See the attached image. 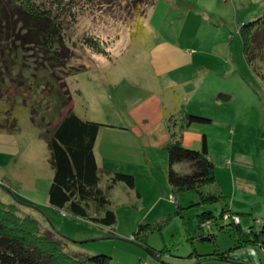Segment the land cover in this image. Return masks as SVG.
Listing matches in <instances>:
<instances>
[{"label": "rangeland", "instance_id": "rangeland-1", "mask_svg": "<svg viewBox=\"0 0 264 264\" xmlns=\"http://www.w3.org/2000/svg\"><path fill=\"white\" fill-rule=\"evenodd\" d=\"M156 1V5L140 6L134 5L131 0H124L80 15L74 26L63 34L72 54L68 62L70 69H63L60 76L52 79H56L58 84L57 79L64 74L72 109L83 119L130 127L132 119L128 111L135 105L148 103L156 97L164 106L176 96L181 98L185 111L210 118L209 124L195 125L192 128L194 132H183L185 138L182 139L183 145L186 143V147L195 149L201 143L198 139L205 135L207 150L215 164L216 184L203 186L202 191L215 192L218 185L224 191L231 212L239 214L241 229L245 231L251 225L259 229L257 220L264 219V170L259 174L257 170L236 167L233 176L248 183L246 190H240L236 185L233 188L232 174L230 177L226 168L230 167L231 152H238L233 161L238 157L241 164L248 162L250 165L258 160L255 155L259 150L264 149V87L244 60L238 32L239 25L264 13V0ZM139 6L142 11L135 19L132 13ZM195 7L206 11L204 17L195 13ZM187 13L188 18L192 14L193 18L212 24L205 22L198 30L189 21L183 23V31L182 26L170 27L171 22L177 20L170 17ZM219 17L223 21L216 23ZM160 26L173 40H176L179 30L182 31L180 41L193 42L188 45L182 42L186 45L182 49H196L197 57L202 59L198 65H189L186 69L167 74L160 73L164 71L163 67L157 65L158 72H155L156 68L151 66L150 50L163 39L161 36L158 39L155 33ZM225 34L230 45V67L224 58H217L211 52L213 43ZM84 36L99 37L107 56L83 44ZM165 43L167 49L179 48L177 41L168 40ZM2 62L0 69L4 70ZM76 67L82 69L67 74ZM40 77V71L30 76L34 79L32 88L36 90L33 93L29 89L27 93L19 91L12 95V84H7L4 79L0 82V122L8 113L16 115L15 131L2 132L8 137L5 153L0 154V180H4L6 187L0 190V200L19 202L21 213L32 214L42 226L45 222L69 239L90 240L73 245L86 256L97 253L108 255L107 264H138L140 260L147 264H159L157 258L130 240L139 224L145 228L149 224L150 227L145 230L147 244L156 251L167 248L169 255L164 254L163 260L172 264H196L194 256L190 255L193 249L205 254L215 248L224 251L234 247V228L229 225L228 218L218 217L220 202L199 204L196 191L181 192L175 198L184 209L181 216L175 214L176 204L171 198L165 176L166 150L145 143L153 137L147 133L136 135L127 130L105 129L100 141V152L97 153L100 170L124 171L135 176V189L119 184L108 194L116 215L111 227L66 217L49 208L46 201L52 168L47 141L42 135L53 127L58 114L51 121L52 82L39 85L35 80ZM171 79L182 81L179 88L166 86ZM219 91L229 95L224 104L231 108L234 116L232 122L226 120L230 123L227 130L222 126L225 122L221 117L224 107L213 102V94ZM0 129L4 127L0 126ZM112 142H116L112 146L115 148L113 156H106L113 152L109 148ZM11 150L15 152L11 153ZM174 167L182 169L181 164ZM231 189L237 190L232 194ZM135 190L139 196H136ZM206 209L217 218L210 229L200 228L197 222V214ZM209 233H213L215 241L201 238ZM230 255L232 261L208 259L198 264H264V251L259 246L232 249Z\"/></svg>", "mask_w": 264, "mask_h": 264}, {"label": "trees", "instance_id": "trees-1", "mask_svg": "<svg viewBox=\"0 0 264 264\" xmlns=\"http://www.w3.org/2000/svg\"><path fill=\"white\" fill-rule=\"evenodd\" d=\"M121 1L124 0H0V61L4 62V70L0 69V82L4 79L7 84H12V95L19 91L27 93L29 89L30 93L36 91L31 85L34 79H30L34 72L41 73V77L35 80L39 85L52 82L51 97L49 96L50 119L53 121L54 115L58 114V120L42 135L47 141L52 168L46 204L66 217L81 218L104 227H111L116 221L108 194L119 184L135 189V176L124 171L100 170L96 151L100 145L99 136L105 129L126 130L128 127L81 118L72 109L64 74L57 79L58 84L52 78L60 76L63 69H70L68 62L72 54L63 39L64 31L72 28L78 17L85 12L98 11L104 5ZM131 1L140 6L155 5L157 2ZM140 6L132 13L135 19L140 17ZM238 32L244 60L264 87V13L239 25ZM82 43L105 56L108 54L101 47L97 36H84ZM81 69L82 67H76L67 74L71 75ZM223 92L216 93L215 97L227 102L229 95ZM164 118L169 135L162 145L167 155L165 176L171 198L176 204L175 214L181 216L184 209L175 197L181 192L196 191L199 194V204L221 203L218 217L228 218L229 225L236 234V243L228 250L215 248L209 253L199 254L193 249L190 255L194 256L196 264L208 259L232 261L230 251L247 245L259 246L264 251V219L257 220L259 229L251 225L244 231L240 227L239 214L229 210L218 185L215 192L202 191L203 186L216 184L215 164L207 150L205 135L201 137L199 148L186 147L185 143L183 145V132L191 126L209 124L211 119L191 114L183 106L174 112L165 113ZM0 126L4 127L0 132L15 131V113H8L1 120ZM175 164H181L182 169H175ZM3 189H6L4 180H0V190ZM135 193L139 196L136 190ZM19 205L17 201L0 200V264H107L108 255H83L73 245L82 244L81 240L69 239L45 222L42 226L32 214L21 213ZM236 217L237 222L234 221ZM216 221L211 210L206 209L197 214L200 228L210 229L211 223ZM143 227V224H139L130 240L157 258L159 264H172L163 260L164 254L169 255L167 248L156 251L147 244L146 228ZM201 238L215 241L213 233ZM68 243L72 245L69 246ZM138 264L147 263L140 260Z\"/></svg>", "mask_w": 264, "mask_h": 264}, {"label": "crops", "instance_id": "crops-1", "mask_svg": "<svg viewBox=\"0 0 264 264\" xmlns=\"http://www.w3.org/2000/svg\"><path fill=\"white\" fill-rule=\"evenodd\" d=\"M195 13H197L201 17H204L203 14L204 13L206 14V11L201 9V8H196ZM188 14L189 13L185 14L184 16L175 15V17H170L172 19L177 18L176 21L171 22L170 27L171 26H178V27L182 26V31H183V29H184L183 23H187L189 21L191 24H193L192 27L195 28V30H198L199 27L203 26L205 22L207 24H212L209 21H199L200 19L193 18L194 16L192 14L188 18ZM171 16H173V15H171ZM166 18L167 17L165 16V19ZM191 19H194L195 21H193V20L190 21ZM222 21H223V19L219 17V21H216V23L217 22L221 23ZM182 31L179 32V30H177L176 40H173L172 38H170L169 35L165 34L162 26L157 28L155 33L158 34L157 35L158 39H159V36H161L163 39L158 44V46H155L154 48H152L150 50V54L152 56V61H153L151 66L156 68L155 72H158L157 65H161L163 67L164 71L160 72V73L167 74L169 72H175V71H178L181 69H186V67L189 65H198V63L202 60V59H199L197 57L198 53L196 54V49H191L190 51H185L184 49H182V47H184L188 44H193V42H185V41L179 40ZM187 32H190V31H187ZM221 36H222V38H218V41L213 43V45L211 46V52L217 58H224L230 67L229 60L231 58V54H230V45H229V42H227L228 37L226 34L221 35ZM168 40H171L173 43L175 41H177V45L179 48H173L172 47V48L167 49V47H166L167 44L165 42ZM182 42H184L186 45H182ZM179 82H182V81H179L176 79H171L170 84H167L166 86H169L170 88H179V84H180ZM219 92H221V91H219ZM216 93H218V92H216ZM216 93L213 94V96H214L213 102L214 103H220L219 105L224 107V110L221 111L222 112L221 117L225 119V122L222 123L223 124L222 126H223V128H225L227 130L230 123H227L226 120L229 119L232 122V119L234 118L233 112L230 110L231 109L230 107H228V106L226 107V104H224L225 102H222L221 100H219L215 97ZM180 99L181 98L176 96L175 99H173L174 101L170 100V101L166 102L164 106H162L161 105L162 102L158 101L156 99V97L155 98L153 97V99L150 100L148 103H145L146 102L145 101L142 104L135 105L133 108H131L128 111L129 116L132 119V121H131L132 125H130V127L128 126V129H126V130L128 132L129 131H132L133 133L135 132L136 135H142L143 133H147L149 135H152L153 137L150 138L149 140H146L145 143H148V145L162 147V145L169 138L167 128H166V120L164 118V114L173 112L174 110H178L181 106H183V103H181ZM193 127L194 126H191L190 128H188V130H193L192 129ZM2 132L3 131L0 132V154L5 153L4 147L6 146L5 143L7 142L6 137H8V135H6ZM193 132H194V130H193ZM103 134H105V132L100 133L99 142L102 140ZM156 134L158 136H156ZM186 134H187V132H186ZM200 140H201V138L198 139V141H200ZM112 143L110 144L109 148H111L113 150V152H109L108 155H106V156H113L115 148H113L112 146L116 145V142H112ZM96 151L100 152L99 148ZM10 152L13 153L15 151L11 150ZM236 153H238V152H234V153L231 152L230 163H228V161H226L230 165V167L228 168L226 166L227 167L226 169H228V171H229L228 175L230 177L232 174L233 188H235V185H236L237 189L246 190V188H248V185H247L248 183L246 181L235 178L233 176L234 171L236 170V167H242V168H246V169L257 170L256 171L257 173L262 174L263 173L262 171L264 170V149L261 148L259 150V153H257V155H255V158H258V160L253 161L250 165H248V162H246L245 164L244 163L241 164L242 162L238 159V157H236V159L233 161L232 158L234 157V155ZM140 158H142V157H140ZM224 164H223V167H225ZM258 177L260 179L261 175H259ZM237 189H234V190L231 189V193L233 191L235 192V190H237ZM221 190L224 193L223 189H221ZM251 190H252V188H251ZM228 192H229V190H228ZM232 194H234V193H232ZM230 197H231V194H230ZM232 200H233V198H232ZM229 210L231 211L230 208H229Z\"/></svg>", "mask_w": 264, "mask_h": 264}, {"label": "built area", "instance_id": "built-area-1", "mask_svg": "<svg viewBox=\"0 0 264 264\" xmlns=\"http://www.w3.org/2000/svg\"><path fill=\"white\" fill-rule=\"evenodd\" d=\"M234 221H235V222H237V221H238V218H237V217H236V218H234Z\"/></svg>", "mask_w": 264, "mask_h": 264}, {"label": "water", "instance_id": "water-1", "mask_svg": "<svg viewBox=\"0 0 264 264\" xmlns=\"http://www.w3.org/2000/svg\"><path fill=\"white\" fill-rule=\"evenodd\" d=\"M83 242H87V240L86 241H81V243H83Z\"/></svg>", "mask_w": 264, "mask_h": 264}]
</instances>
